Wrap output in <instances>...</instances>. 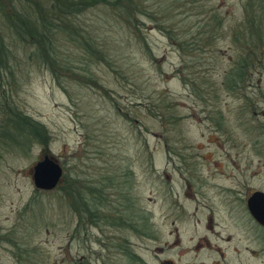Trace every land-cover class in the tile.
Wrapping results in <instances>:
<instances>
[{"label": "rangeland", "instance_id": "374dc122", "mask_svg": "<svg viewBox=\"0 0 264 264\" xmlns=\"http://www.w3.org/2000/svg\"><path fill=\"white\" fill-rule=\"evenodd\" d=\"M141 1L147 47L104 7L80 17L125 78L80 63L72 70H86L96 83L81 84L86 75L78 72L59 86L21 58L30 48L12 43L19 60L14 81L0 78V121L9 101L46 131L25 153L0 144V237L11 239L0 244V264H124L117 249L124 238L146 264H264V230L246 206L253 192L264 193V64L246 98L217 85L242 48L235 36L242 40L243 22L255 11L245 12L248 0ZM185 74L195 87L201 79L216 87L191 92L179 77ZM45 156L62 169L49 191L32 180ZM128 171L126 186L149 215L153 236L79 226L63 197L69 179L95 187L119 183Z\"/></svg>", "mask_w": 264, "mask_h": 264}, {"label": "trees", "instance_id": "16d2710c", "mask_svg": "<svg viewBox=\"0 0 264 264\" xmlns=\"http://www.w3.org/2000/svg\"><path fill=\"white\" fill-rule=\"evenodd\" d=\"M248 1L244 5L245 12H255L247 14L246 21L243 22L242 40L238 35L235 36L242 48L217 83L226 92L238 93L243 90L238 98L247 97L245 88L253 85L264 64V0H257L254 9L250 5L253 0ZM98 6L110 10L118 21L130 30L137 42L147 47L140 40L143 39L140 30L148 16L141 0H0L1 80L6 85L14 81L16 68L13 61L19 59L14 52L13 42L21 44L22 51L30 48L26 56L22 53L21 58L25 57L33 63H38L39 67H43L53 76L59 86L65 81L77 78V75H80L78 72L86 75L82 77L85 80L81 84L86 85V80L89 84L96 83L95 78L86 70H72L75 64L80 63L87 68L93 63L106 66L111 72L114 71L125 78L120 65L119 69H115L113 55L100 42L99 36L80 20L83 13ZM214 14H211L213 21ZM66 43L71 44V48L61 50ZM184 49H187L186 42L183 43L181 52ZM260 52L261 57L258 59ZM179 77L184 87L191 92L199 89L210 91L216 87V82L209 79H201L200 85L195 87L193 80L186 74ZM7 102L2 109L3 118L0 121L1 147L9 152L25 153L36 139L45 136L46 129L40 122ZM172 112L173 108L167 109V114L164 113L170 118L173 116ZM153 115L161 117L160 112H154ZM131 175L128 171L124 176H120L119 183L110 179L106 180V183H98L95 187L87 185L84 179L78 176L69 179L63 190V197L71 204V211L77 215L78 225L84 224V227L98 229L110 228L140 239L153 236L149 215L141 212L138 202L133 198L134 195H130L131 187L126 186V181H130ZM25 236L23 240L29 238V235ZM3 237H0V244L6 241L11 243L8 235L5 237L7 239ZM122 243L117 249L125 258L124 264H146L131 253L126 246V238Z\"/></svg>", "mask_w": 264, "mask_h": 264}, {"label": "water", "instance_id": "95a60500", "mask_svg": "<svg viewBox=\"0 0 264 264\" xmlns=\"http://www.w3.org/2000/svg\"><path fill=\"white\" fill-rule=\"evenodd\" d=\"M61 176V167L48 156L37 161L33 167V184L39 190L49 191L54 189ZM246 206L252 219L264 228V193L260 191L253 192L248 198Z\"/></svg>", "mask_w": 264, "mask_h": 264}, {"label": "flooded vegetation", "instance_id": "af4514ba", "mask_svg": "<svg viewBox=\"0 0 264 264\" xmlns=\"http://www.w3.org/2000/svg\"><path fill=\"white\" fill-rule=\"evenodd\" d=\"M241 202H242V204H243V200H240Z\"/></svg>", "mask_w": 264, "mask_h": 264}]
</instances>
